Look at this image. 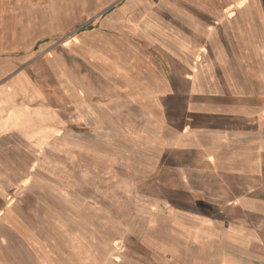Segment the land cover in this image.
<instances>
[{"label":"crops","instance_id":"0c3cea01","mask_svg":"<svg viewBox=\"0 0 264 264\" xmlns=\"http://www.w3.org/2000/svg\"><path fill=\"white\" fill-rule=\"evenodd\" d=\"M71 41L76 116L134 126L151 170L180 176L165 184L180 196L150 198L180 226L165 264H264V0H125ZM11 45L0 37V264H83L77 212L29 161L62 112L31 103L29 57Z\"/></svg>","mask_w":264,"mask_h":264},{"label":"rangeland","instance_id":"374dc122","mask_svg":"<svg viewBox=\"0 0 264 264\" xmlns=\"http://www.w3.org/2000/svg\"><path fill=\"white\" fill-rule=\"evenodd\" d=\"M122 1L0 0V37L14 55L29 57L31 103L62 112L55 134L39 150L31 145L35 156L29 161L61 196L62 213L77 212L83 264H165L166 246L182 245L180 226L167 217L172 206L150 204V198L180 196V190L165 188L180 176L170 169L156 173V165L151 170L134 126L92 130L75 113L76 104L84 103L85 64L71 39L85 30L92 10Z\"/></svg>","mask_w":264,"mask_h":264}]
</instances>
